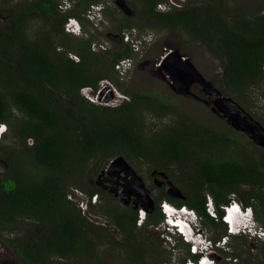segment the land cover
Listing matches in <instances>:
<instances>
[{
	"label": "trees",
	"instance_id": "16d2710c",
	"mask_svg": "<svg viewBox=\"0 0 264 264\" xmlns=\"http://www.w3.org/2000/svg\"><path fill=\"white\" fill-rule=\"evenodd\" d=\"M92 3L99 1L78 0L73 10L63 12L61 0H23L8 19H0V125H8L12 133L10 144L5 143L7 137L0 140V159L7 164L0 178V222L14 233L6 241L12 252L24 264L95 258L98 242L112 240V235L106 225L93 223L78 201L69 197V189L72 184L81 187L89 195L90 210L99 209L91 202L99 191L91 185L84 189V178L92 166L99 169L118 155L142 159L153 171L179 176L186 199L164 191L158 201L195 210L204 228L207 223L227 234L223 220L207 213V195L212 196L220 217L230 195L240 196L243 207L252 208L264 225V149H259L257 162L240 152H226L234 140H223L178 114L158 92L126 90L127 102L116 107L83 95L85 88L97 91L117 62L134 55L131 44L123 43L109 57H101L92 49L93 33L86 31L85 37L65 30L68 18H77L85 30L81 14ZM160 3L170 9L161 11ZM131 6L135 14L122 20L121 31H169L186 47L203 45L220 61L221 80L228 92L241 93L264 84V14L246 17L230 12L226 0L182 4L137 0ZM35 24L40 26L34 29ZM148 113L177 119L153 128L147 125ZM255 199L257 204L252 202ZM159 202L141 227L138 210L126 207L110 221L124 234L115 245L130 255L133 264H149L142 259L144 242H139L137 231L163 223ZM24 221L29 222L23 228ZM158 245L147 240L151 250ZM187 253L191 259L199 257L189 248Z\"/></svg>",
	"mask_w": 264,
	"mask_h": 264
},
{
	"label": "rangeland",
	"instance_id": "374dc122",
	"mask_svg": "<svg viewBox=\"0 0 264 264\" xmlns=\"http://www.w3.org/2000/svg\"><path fill=\"white\" fill-rule=\"evenodd\" d=\"M22 1L23 0H0V19H8V17H10L13 13L12 10L14 6L21 3ZM74 1L73 3L69 4L68 1L65 3L63 0H61V3L64 4V8L71 6L69 10H73L75 3L78 0ZM98 1L99 3H92L89 8L92 5H104L105 10L103 14L93 21L87 19L85 14H81L86 26L85 30L82 23L80 21L79 22L82 27L81 36L88 37V35L85 34L86 31L93 33L96 36V40L92 45V49L94 46L96 48L94 51L97 52L101 57L105 58L110 56V52H113L112 50H115L116 48L121 47L123 43H126L124 42V39H122V36L133 29H123L124 31L120 30L119 26L122 20H124L128 15L117 6L116 0ZM136 1L137 0H127V3L132 8V3ZM173 1L177 4H182L185 0ZM226 2L230 12H238L246 17L264 14V0H226ZM39 26L40 24L33 25L34 29H37ZM134 29H136L140 35V30L138 28ZM141 34V37L146 36V39H143L145 37L141 38L142 41L139 46V52H134V55L131 57L134 60V65L130 72L122 77L115 68L114 70L110 71L108 79L102 80L100 82L97 91L94 92L92 89L88 88L84 91L82 90L83 95L97 104L116 107L120 106L124 102H127L128 97L124 94L126 90L158 92L162 95L165 101H168L173 105L178 114H183L190 117L203 128L210 129L215 132L216 135L223 140H226L229 137L230 141L234 140L233 142H229L228 146H224L226 152H240L247 159L257 162L259 159V149L264 148V133L257 132L258 138H256L255 141L247 134L236 130L231 124L228 123L227 118L221 117L218 114L221 112V110L220 107L215 104L216 96H210L202 89L196 88L192 91L198 94L200 99L208 100L211 98V102L208 104L202 102L201 100L190 98L185 94L177 93L170 87L168 81L163 78V74L166 75V73L165 70H160L159 66L162 64L163 57H165V55L171 51L180 53L184 59H191L200 73L220 90L221 97L230 96L256 121L262 124L263 128L264 84L250 88L241 93L228 92L226 86L221 80L222 69L220 61L214 58L203 45L196 44L192 47H186L182 40L173 37L169 31H144ZM71 56L78 60V57L74 54ZM167 77L168 76L166 75V78ZM217 83H219V85ZM213 108H215L217 112H214ZM146 117L147 125L153 128H160L164 124L170 123L171 121L177 119V117L174 115L165 118H157L149 113ZM8 128L9 126L7 125L6 130L8 131H6L3 136L4 138H8V140L5 142L6 144L11 143L10 138L12 133L11 129ZM257 142H260L262 148L257 144ZM29 144H32V141H29ZM242 155L238 156L242 157ZM121 156H123L132 166V168L143 178L145 185L150 192L154 208H152L151 203L148 202L147 199L142 197V201L148 208L147 215H149L150 212L155 211L156 203L159 202V196L164 191H168L170 188L169 182H172L176 187L173 193L174 196L181 199H186L183 183L179 182V176H172L169 173H166L168 175L167 179L161 176H153V170L144 160L136 158L131 159L125 155ZM113 159L105 162L103 167L99 169H97L96 166H92L93 170H89L88 174L84 178V189H87V185L94 186L96 184L95 182L97 178L104 170L109 167ZM6 170L7 164L0 159V178L6 173ZM189 180L190 179H188V181ZM243 189L248 191L250 187L244 186ZM69 194L75 200H77L78 203L83 202L85 207L86 205L88 206L89 212L86 214L91 218V220H93L95 225L106 224L108 232L112 235V240L108 239L98 242L99 247H96L95 258H76L70 261H61L59 264H133L130 262V259H128L130 255L127 256L122 251H119L120 248L118 249V247L115 245L116 241L119 242L124 239V234L118 228H116L115 225L110 223L113 217L116 218L118 213L117 210H124L125 207L121 203H113L110 205V208H108L111 213L105 209L107 213L103 214L101 208L96 209L95 211L90 210L88 205V196H86V192L82 190L81 187L72 184L69 189ZM208 196L209 195H207V198ZM230 196L231 200H237L241 202L240 196L236 194H231ZM163 201L164 200L160 201L159 203L161 204ZM252 202L257 204L258 200L255 199L252 200ZM142 208L146 210V208L141 204L138 206L137 210L139 211ZM28 222L29 221H24L25 224H23V228L27 227ZM256 222L259 226V230L264 227V225L257 220ZM205 225V229L209 238L213 240H219L226 236V234H223L221 228L216 229L207 223ZM225 227L227 228V226ZM164 231L165 229L164 225L162 226V223L155 228L150 226L148 230L137 231L139 242H144V255L142 254L143 258L142 255L140 258L146 260L149 264H187L186 261L189 259L187 247H184L176 236L165 239V235H163ZM230 237L231 236H229L228 240V247L230 250L228 252L219 251V263L227 264L229 262L227 261V257L230 255V264H264V239H261L259 236L252 235H238L237 237ZM147 240L157 241L159 244L158 248L154 249V246L151 250L150 247H147ZM169 240L173 241L169 242ZM175 244H177L176 250H173L175 248ZM6 252L7 250H5L4 247H0V261L7 262L8 264H15L13 259L9 257ZM16 264L20 263L16 261Z\"/></svg>",
	"mask_w": 264,
	"mask_h": 264
},
{
	"label": "water",
	"instance_id": "95a60500",
	"mask_svg": "<svg viewBox=\"0 0 264 264\" xmlns=\"http://www.w3.org/2000/svg\"><path fill=\"white\" fill-rule=\"evenodd\" d=\"M116 4L128 16L135 14L134 10L128 5L127 0H116ZM159 67L160 70H165V73L168 76L167 78L169 79H167L166 75L164 74L163 78L168 81L170 87L177 93H182L185 91L187 96L194 99H200L198 94L190 90L191 84L197 82L201 85L202 90L206 94L210 96H216L215 104L220 107L222 112H219L218 114L221 117L227 118L228 123L231 124L236 130L247 134L255 141L256 138H258L257 132L264 133L262 124H260L250 114H248V112H246L238 103H236V101H234L230 96L221 97L220 90L200 73L191 59H184L180 53L171 51L163 59L162 64ZM201 101L208 104V101ZM213 111L217 112L215 108H213ZM257 144L262 148L260 142H257ZM116 167H120L121 170H126L130 173L131 180L133 183H135L136 188L139 189L142 197L147 199V201L151 203L152 208H154L150 192L146 187L143 178L132 168V166L123 156H118L113 159L107 168V172H110ZM152 175L161 176L165 179L168 178V175L164 171L155 170L152 172ZM169 186L170 188L167 192L168 194L174 196L173 193L176 187L172 182H169ZM120 200L123 204H127L124 193H121ZM143 206L148 211L146 205L144 204ZM137 209L138 208L135 207V210ZM217 258L219 259V257Z\"/></svg>",
	"mask_w": 264,
	"mask_h": 264
},
{
	"label": "built area",
	"instance_id": "2783aa9c",
	"mask_svg": "<svg viewBox=\"0 0 264 264\" xmlns=\"http://www.w3.org/2000/svg\"><path fill=\"white\" fill-rule=\"evenodd\" d=\"M66 1H68L69 4L73 3L74 0H64V2L66 3ZM172 2H174L173 0H171ZM175 3V2H174ZM60 8L63 10V11H67L71 8L70 7H66L64 8V4L62 6H60ZM158 9H160L161 11H167L170 9V6L167 4V3H160L158 5ZM102 10H103V6L101 5H92L88 10L87 12L85 13V16H87V19L93 21V20H96L97 18L100 17L102 13ZM65 29L67 32L69 33H72V34H75V35H81L82 32V27H81V24L79 22V20H77L76 18H68V20L66 21L65 23ZM145 37V38H143ZM141 37L139 34H138V31L136 29H133V30H130L128 31L127 33L124 34L123 36V39H124V42L126 43H130L134 52H139V46L141 44V41L143 39H146V36H143ZM93 50H96V48L93 46ZM167 55H165L166 57ZM163 57V59L165 58ZM163 61V60H162ZM134 65V60L131 58V57H127V58H124V59H121L119 62H117V64L115 65V68H116V71L119 72L121 74L122 77H124L126 74H128L130 72V70L132 69ZM85 89H88V88H85ZM83 89V91L85 90ZM4 127V129H3ZM7 126L4 125V124H1L0 125V140L2 139V137L4 136V133L6 132L5 131V128ZM69 197L71 199H74L71 195H69ZM98 198L99 196L98 195H94L92 197V203L93 204H96L97 201H98ZM208 199H209V202H213V198L212 196H208ZM75 200V199H74ZM81 204V205H80ZM232 204H236L239 206H242V203L237 201V200H231L229 204H227L226 206H223V211H224V214L223 215H228V208H230L232 206ZM79 205L81 206V208L83 209L84 213L86 214L88 211V206L86 205V207L84 206L83 202L79 203ZM164 205H168L169 209H171L172 211H165L164 209ZM186 208H188V206H177L175 204H172L171 202L169 201H163L161 202L160 204V209H161V212L163 213L164 215V221H163V225H164V233L163 235L165 239H169V237H178L181 239V241L187 245V248H189V252L193 255H197L198 252L203 248H208L210 245H216V246H221V247H224V249L228 250L229 251V248H228V244H229V237L227 236L228 235V231H227V234L226 236H224L222 239H219V240H213L211 238H206L203 242L205 243H200V240H197L196 236L198 237H201V232H200V227L197 225V231L196 232V236L192 234L191 232V227L194 228L193 224L191 223L190 221V218L189 219H186V217L182 216L181 212L183 210H185ZM250 208H247L246 210H248ZM192 211V210H191ZM139 214H138V225L139 226H143L146 222V219H147V210L145 209H140L139 211ZM240 213L241 210H240ZM174 215H179V217L176 219L174 218L173 216ZM181 218H184L183 220ZM184 221L187 223L188 227H187V230L189 229L188 232H184L182 229V227L179 225V224H176L175 221ZM199 222L198 223H201L202 219L199 217L198 218ZM223 220V219H222ZM169 221H173V223L170 224ZM223 222L226 224V226L228 227V223L226 221L223 220ZM162 225V226H163ZM244 231H246V229H244ZM257 236H259L261 239H264V230L261 228L259 230V232L257 233ZM173 239V238H172ZM173 240H169V242H172ZM172 244V243H171ZM175 247V246H174ZM195 249V251H194ZM173 250H176V247L173 249ZM205 259H208V263L209 264H217V261L215 258L211 257V256H205V255H200L197 260H194V259H191L189 258L186 262L187 264H203ZM171 264H174V263H171Z\"/></svg>",
	"mask_w": 264,
	"mask_h": 264
},
{
	"label": "flooded vegetation",
	"instance_id": "af4514ba",
	"mask_svg": "<svg viewBox=\"0 0 264 264\" xmlns=\"http://www.w3.org/2000/svg\"><path fill=\"white\" fill-rule=\"evenodd\" d=\"M196 88L202 89L201 85L197 82L191 84L190 90H195ZM181 94H185L186 92H182ZM187 96V95H186ZM189 97V96H188ZM191 98V97H190ZM194 99V98H193ZM203 100V99H196ZM208 103L211 102V98L208 100ZM96 184L92 186L93 188L99 191V198L96 203L98 208L108 209L110 205L113 203H121L124 207L135 210V207L144 205L145 203L142 201V195L139 189L136 188L135 183L132 182L130 173L126 170H121L120 167H116L112 169L110 172H107V169L100 174L97 178ZM121 193L125 194V198L127 200V204H123L121 202ZM87 194V193H86ZM88 201H89V195ZM108 217V215H107ZM93 221V220H92ZM106 225V224H101ZM14 233H11V229L5 225V223L0 222V247H4L7 250V255L11 257L16 264L18 261L20 264H24L22 260L17 257L11 250V248L7 245L6 241L9 238H12ZM0 264H8L7 262L0 261Z\"/></svg>",
	"mask_w": 264,
	"mask_h": 264
},
{
	"label": "clouds",
	"instance_id": "9594fccd",
	"mask_svg": "<svg viewBox=\"0 0 264 264\" xmlns=\"http://www.w3.org/2000/svg\"><path fill=\"white\" fill-rule=\"evenodd\" d=\"M104 10H105V6L103 5V10H102V13L104 12ZM101 21V20H100ZM247 208H250V207H242V206H240V210H241V214H242V216H243V218L245 219L244 220V226H249V228L252 230V233H256L255 235H257V233H258V231H259V226L257 225V222H256V220H255V213H254V210L252 209V208H250L251 209V212H249L248 210H246ZM206 211H207V213L209 214V213H212L213 211L217 214V216H218V218H220V216H219V214H218V208H217V206H216V204H215V202L213 201L212 203L211 202H209V199L207 198V202H206ZM185 212H191L190 214H187V213H185ZM181 214H182V216H184V217H186V219H189L190 218V221H191V223L193 224V226H194V228L193 227H191V232H192V234L193 235H195L196 236V232H198L196 229V227H197V225L200 227V232H201V237H198V236H196V238H197V240H200V243L199 244H201L206 238H209L208 237V235H207V231H206V229L204 228V226H203V223H202V221H201V223H198L199 222V220H198V218L200 217L197 213H196V211L195 210H192V211H189V210H187V209H185L184 211H182L181 212ZM224 214V213H223ZM210 215V214H209ZM179 216V215H178ZM211 216V215H210ZM212 217V216H211ZM222 217H223V215H222ZM222 217H221V219H222ZM217 218V219H218ZM238 219H240V218H238ZM249 222V223H248ZM163 225V224H162ZM243 226V227H244ZM243 227H241L240 229H239V227H237L236 226V224H231V230L233 231V232H231V233H229L228 232V235H234V236H236L235 234L236 233H238V232H236V231H238V230H244L243 229ZM227 231H228V227H227ZM233 233H235V234H233ZM204 243V242H203ZM202 243V244H203ZM205 244V243H204ZM218 251H227L228 252V250L226 249H224V247H221V246H216V245H210L208 248H205V249H201L199 252H198V254L197 255H205V256H211V257H213V258H215L216 259V261H217V264H223V263H219V261H218V258L215 256V254L218 252ZM231 263V260H229V262L227 263V264H230Z\"/></svg>",
	"mask_w": 264,
	"mask_h": 264
},
{
	"label": "bare ground",
	"instance_id": "6f19581e",
	"mask_svg": "<svg viewBox=\"0 0 264 264\" xmlns=\"http://www.w3.org/2000/svg\"><path fill=\"white\" fill-rule=\"evenodd\" d=\"M77 19V18H76ZM78 20V19H77ZM4 125H6V124H4ZM7 126V125H6ZM7 128V127H6ZM6 128H5V131H7L6 130ZM187 210H193V209H191V208H186ZM184 211V210H183ZM171 212V211H170ZM219 214V213H218ZM221 218V217H220ZM238 218H240V220H241V222H243L242 221V219H243V216H242V214L240 213V211H234L232 214H231V220L229 221V222H227V223H232V224H235L236 222L238 223V222H240V220H238ZM249 223V222H248ZM179 225L182 227V230L184 231V232H188L189 231V229L187 230V227H188V225H187V223L186 222H184V221H180V223H179ZM259 232V231H258ZM228 237L230 236V235H227ZM219 251L215 254V256L216 257H219ZM226 254V253H225ZM229 260H231V259H229V257H227V261H229ZM203 264H209L208 263V259H205V261H204V263Z\"/></svg>",
	"mask_w": 264,
	"mask_h": 264
},
{
	"label": "snow or ice",
	"instance_id": "6c2138e0",
	"mask_svg": "<svg viewBox=\"0 0 264 264\" xmlns=\"http://www.w3.org/2000/svg\"><path fill=\"white\" fill-rule=\"evenodd\" d=\"M164 209L165 211H172L171 209H169L168 205H164ZM228 215L225 217L226 220H231V214L234 212V211H240V208L238 205L236 204H232V206L230 208H228ZM249 212H251V209L248 210ZM170 223H173V221H169ZM176 224H179L180 222L179 221H175ZM182 230V229H181ZM195 251V249H194Z\"/></svg>",
	"mask_w": 264,
	"mask_h": 264
}]
</instances>
